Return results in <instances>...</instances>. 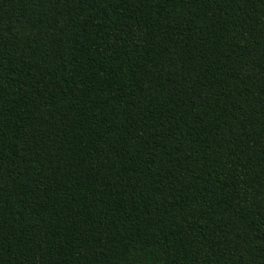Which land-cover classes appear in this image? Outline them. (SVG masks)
<instances>
[{"label": "trees", "instance_id": "16d2710c", "mask_svg": "<svg viewBox=\"0 0 264 264\" xmlns=\"http://www.w3.org/2000/svg\"><path fill=\"white\" fill-rule=\"evenodd\" d=\"M0 264H264V0H0Z\"/></svg>", "mask_w": 264, "mask_h": 264}]
</instances>
